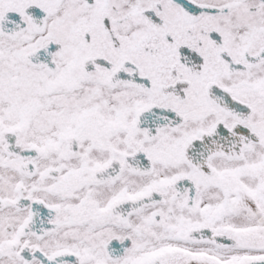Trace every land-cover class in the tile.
<instances>
[{"label": "snow or ice", "instance_id": "obj_1", "mask_svg": "<svg viewBox=\"0 0 264 264\" xmlns=\"http://www.w3.org/2000/svg\"><path fill=\"white\" fill-rule=\"evenodd\" d=\"M0 264H264V0H0Z\"/></svg>", "mask_w": 264, "mask_h": 264}]
</instances>
